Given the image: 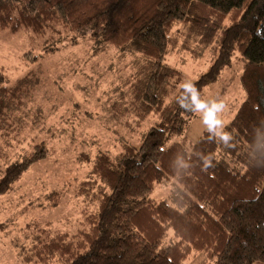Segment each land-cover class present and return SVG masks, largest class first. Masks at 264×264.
<instances>
[{
  "label": "trees",
  "instance_id": "trees-1",
  "mask_svg": "<svg viewBox=\"0 0 264 264\" xmlns=\"http://www.w3.org/2000/svg\"><path fill=\"white\" fill-rule=\"evenodd\" d=\"M22 30L51 49L87 36L96 49L129 56V98L109 107L137 126L151 121L139 145L79 156L89 164L76 189L83 228L29 225L23 262L185 264L202 253L215 264H264V0H0V32ZM181 39V50L196 54V42L211 54L196 79L167 63ZM234 52L245 59V99L232 119L210 123L195 142H170ZM30 86L27 75L8 84L0 72V136L39 133V111L32 119L24 111ZM30 147L0 171V196L51 153L43 141ZM160 184L170 185L167 198L146 199Z\"/></svg>",
  "mask_w": 264,
  "mask_h": 264
},
{
  "label": "rangeland",
  "instance_id": "rangeland-1",
  "mask_svg": "<svg viewBox=\"0 0 264 264\" xmlns=\"http://www.w3.org/2000/svg\"><path fill=\"white\" fill-rule=\"evenodd\" d=\"M75 38L51 49L29 32H0V72L8 84L27 75L31 86L23 98L24 111L31 119L39 111L42 121L38 134L35 127H27L17 140L14 132L0 136V171L36 141H43L51 151L0 196V264H35L23 262L21 252L30 244L27 227L31 224L48 223L53 232L82 229L84 203L76 189L89 164L79 156H93L99 150L115 152L126 140L136 143L151 125L149 121L137 126L131 117L109 107L120 96L129 98L127 89L135 72L131 58L112 49H96L87 36ZM182 43L183 39L167 55V63L196 79L210 65L211 54L208 48H196V42L189 48L196 54L181 50ZM244 64L245 59L234 52L230 65L203 90L182 134L170 142L184 136L195 142L210 123L222 127L232 119L245 99L240 84ZM169 191L170 185H156L146 199L163 200ZM53 192L58 193L51 196ZM172 237L169 231L165 243ZM185 264H215V260L193 253Z\"/></svg>",
  "mask_w": 264,
  "mask_h": 264
}]
</instances>
